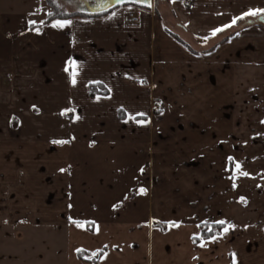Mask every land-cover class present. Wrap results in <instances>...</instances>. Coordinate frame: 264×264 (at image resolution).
Segmentation results:
<instances>
[{"label":"crops","instance_id":"0c3cea01","mask_svg":"<svg viewBox=\"0 0 264 264\" xmlns=\"http://www.w3.org/2000/svg\"><path fill=\"white\" fill-rule=\"evenodd\" d=\"M85 1L0 0V264H264V0Z\"/></svg>","mask_w":264,"mask_h":264},{"label":"trees","instance_id":"16d2710c","mask_svg":"<svg viewBox=\"0 0 264 264\" xmlns=\"http://www.w3.org/2000/svg\"><path fill=\"white\" fill-rule=\"evenodd\" d=\"M73 16H75V15L62 16V15H59L55 10H53L50 14H48V16L46 17V19L43 22H41L40 24H37V25H32L31 28L40 27V26L47 24V23H49L55 19H58V18H69V17H73ZM254 25L264 26L261 23H258L255 19H252L251 17L250 18L242 17V18L237 19V21L233 24V26H232L231 30L229 31V33L227 34V36L224 37L219 42V44L225 43V42L233 39L240 31L244 30L245 28L254 26ZM168 34L171 35L181 46H183L184 48H186L188 50H191L190 47L185 42L180 40L177 36L173 35L170 32H168ZM107 95H108V90L101 83H92L88 86V96L90 98H95L97 96H107ZM118 117L123 118L124 117L123 113L119 112ZM223 227H224V225H222V224H202V225H200V235L198 238H194V242H197L200 239H208L210 237L218 235ZM98 256H99V254L98 255H90V254H87L85 252H79L78 253V257L81 260L87 261V262L95 261Z\"/></svg>","mask_w":264,"mask_h":264},{"label":"water","instance_id":"95a60500","mask_svg":"<svg viewBox=\"0 0 264 264\" xmlns=\"http://www.w3.org/2000/svg\"><path fill=\"white\" fill-rule=\"evenodd\" d=\"M137 4L144 7H150L151 0H86L85 1V13L97 15L101 13H105L117 6L122 4ZM258 22L264 25V18H258Z\"/></svg>","mask_w":264,"mask_h":264},{"label":"snow or ice","instance_id":"6c2138e0","mask_svg":"<svg viewBox=\"0 0 264 264\" xmlns=\"http://www.w3.org/2000/svg\"><path fill=\"white\" fill-rule=\"evenodd\" d=\"M117 2H119V0H117ZM258 13H264V9H258V10H250L249 12L245 13V15H252V16H255L257 15ZM239 19V18H237ZM29 23H35L33 21H30ZM70 23V21H64L63 23H61L60 21H57L53 27H64L65 24H68ZM233 23H235V19L233 20ZM218 31H221V29H216L214 32H213V35H215V32H218ZM73 83H75V80H73ZM63 143V142H61ZM230 160L232 159L231 157L229 158ZM237 168H239V165L237 164L236 165ZM243 175H247V173H242ZM235 186V185H234ZM144 190L141 189V192H143ZM220 223H223V221H221ZM77 226H80L79 224ZM95 255V253L93 254Z\"/></svg>","mask_w":264,"mask_h":264},{"label":"built area","instance_id":"2783aa9c","mask_svg":"<svg viewBox=\"0 0 264 264\" xmlns=\"http://www.w3.org/2000/svg\"><path fill=\"white\" fill-rule=\"evenodd\" d=\"M125 21H126V23L128 25H136L138 23V19H137V17L134 14H128L125 17ZM162 108H163L162 104H156L155 105V110L156 111H160V110H162Z\"/></svg>","mask_w":264,"mask_h":264},{"label":"flooded vegetation","instance_id":"af4514ba","mask_svg":"<svg viewBox=\"0 0 264 264\" xmlns=\"http://www.w3.org/2000/svg\"><path fill=\"white\" fill-rule=\"evenodd\" d=\"M154 109H155V106H154ZM163 109V108H162ZM156 111V110H155Z\"/></svg>","mask_w":264,"mask_h":264}]
</instances>
